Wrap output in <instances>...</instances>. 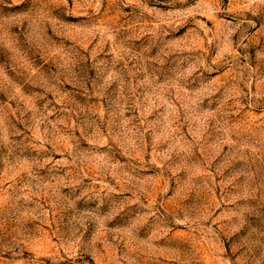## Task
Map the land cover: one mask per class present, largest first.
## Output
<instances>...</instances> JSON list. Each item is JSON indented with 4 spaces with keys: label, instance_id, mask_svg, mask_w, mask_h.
Listing matches in <instances>:
<instances>
[{
    "label": "rangeland",
    "instance_id": "obj_1",
    "mask_svg": "<svg viewBox=\"0 0 264 264\" xmlns=\"http://www.w3.org/2000/svg\"><path fill=\"white\" fill-rule=\"evenodd\" d=\"M0 264H264V0H0Z\"/></svg>",
    "mask_w": 264,
    "mask_h": 264
}]
</instances>
